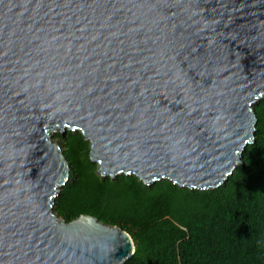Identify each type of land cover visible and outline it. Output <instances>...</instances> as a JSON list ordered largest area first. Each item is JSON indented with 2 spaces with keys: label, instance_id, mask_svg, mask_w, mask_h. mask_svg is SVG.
Listing matches in <instances>:
<instances>
[{
  "label": "water",
  "instance_id": "obj_1",
  "mask_svg": "<svg viewBox=\"0 0 264 264\" xmlns=\"http://www.w3.org/2000/svg\"><path fill=\"white\" fill-rule=\"evenodd\" d=\"M264 0H0V264H125L135 242L55 204L80 132L98 174L214 191L255 143Z\"/></svg>",
  "mask_w": 264,
  "mask_h": 264
},
{
  "label": "trees",
  "instance_id": "obj_2",
  "mask_svg": "<svg viewBox=\"0 0 264 264\" xmlns=\"http://www.w3.org/2000/svg\"><path fill=\"white\" fill-rule=\"evenodd\" d=\"M255 113V143L214 191L102 177L80 132L57 134L72 174L55 213L68 223L92 216L130 234L136 250L125 264H264V100Z\"/></svg>",
  "mask_w": 264,
  "mask_h": 264
},
{
  "label": "rangeland",
  "instance_id": "obj_3",
  "mask_svg": "<svg viewBox=\"0 0 264 264\" xmlns=\"http://www.w3.org/2000/svg\"><path fill=\"white\" fill-rule=\"evenodd\" d=\"M57 134H59V133H56L55 135H54V139H55V136L57 135ZM56 140V139H55ZM58 143H59V140H56ZM60 144V143H59Z\"/></svg>",
  "mask_w": 264,
  "mask_h": 264
}]
</instances>
